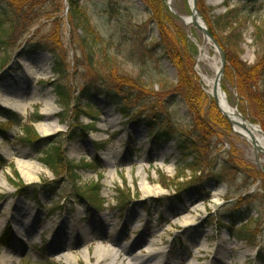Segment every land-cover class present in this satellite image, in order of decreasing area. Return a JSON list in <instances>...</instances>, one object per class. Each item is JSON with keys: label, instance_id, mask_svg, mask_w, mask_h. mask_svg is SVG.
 <instances>
[{"label": "rangeland", "instance_id": "obj_1", "mask_svg": "<svg viewBox=\"0 0 264 264\" xmlns=\"http://www.w3.org/2000/svg\"><path fill=\"white\" fill-rule=\"evenodd\" d=\"M63 1L66 7V1ZM81 3L89 8L93 23L101 34L116 41L115 53L124 73L132 78L143 76L146 80L151 76L157 81L164 77L170 84L179 86L180 76L175 67L164 59L161 51L152 50L160 32L156 25L150 24V14L143 1L81 0ZM205 5L207 9H213L210 16H226L232 11L228 17L230 24L222 26L224 30L219 31L221 39L231 50L227 48L226 52L223 49L226 58L227 55L234 59L238 57L248 67L262 66L264 1L254 5V9H250L253 5L249 6L247 0H205ZM172 7L183 17L192 15L190 0H172ZM62 15L67 16L64 11ZM177 25L184 32L186 43L183 40V46L192 54L195 76L189 95L208 126L204 131L208 147L215 137L212 147L218 148L217 153L224 159L221 160H230L234 170L240 173L228 172L225 180L218 184L208 181L206 190L211 196L206 201V193L179 192L174 187L166 189L161 183L167 178L173 179L178 171L176 139L171 138L167 142L156 138L150 129L137 128L123 116L111 98L100 93L92 100H84L82 108H79L82 112L78 109L62 110L52 86L56 76L51 54L39 51L19 55L22 52L20 47L34 32L42 37L53 29L44 21L25 40L17 42L10 53L9 66L5 70L0 69V93L5 95L6 101L22 103L25 109L18 112L0 103V124L8 128L4 136L0 131V264H39L47 260L55 264H99L96 250L109 247L116 249L115 255L102 264H134V256L148 250L150 241L154 240L155 251L165 253L171 264L183 259L185 264H264V173L256 165L253 145L235 134L231 125H223L213 97L206 94V86L197 73L199 44H204L203 33L193 26L186 28L181 20H177ZM66 37L69 38L68 28ZM51 42L58 47L62 45ZM64 47L67 50L59 49L69 58V68L74 72L77 64L75 47L70 45L69 39L64 42ZM209 51L212 56L216 54L214 48H209ZM226 68L229 75L223 78L222 88L228 103L264 133V115L240 95L237 75L229 62ZM201 70L209 77L216 76L209 65L202 64ZM92 77L93 71L83 67L71 82L72 89L81 90ZM108 88L112 94L113 90H116L115 94L121 91L118 86L108 85ZM147 92L159 96L162 108L169 97L171 131L191 132L190 125L195 121L184 100L183 89L180 98L171 96L172 91L161 92L159 86L154 94L149 89ZM201 95L200 100L198 97ZM89 102L94 109L85 105ZM48 109L56 113L49 117L45 114ZM7 111L17 115L21 119L20 124L10 127L11 118L5 113ZM42 116L44 119H40ZM45 123L52 127L41 134L38 126ZM85 126L90 128L84 133L82 128ZM27 127H33L40 142L20 141L27 138ZM75 132L74 141L69 140L68 136ZM54 142L64 144L68 159L65 165L71 166L62 167L59 176L40 163ZM260 156L264 162V155ZM18 162L37 163L38 172L33 181L28 183L21 177L16 167ZM87 164L92 167L84 168L83 165ZM223 169L216 170L221 173ZM16 172L29 188L24 193L18 190L20 180ZM161 174L164 178L160 177ZM251 176L257 177H253L254 184L249 186ZM75 179H78L80 191L87 190L92 184H101L100 198L104 206L99 211L86 202H78L76 191L71 186ZM145 184L154 188L159 185L167 193L148 195L143 189ZM127 194L133 202L121 210L119 200ZM244 196L249 197L247 204L254 206V210L250 212L249 219L234 225L228 217L229 205H235L238 198ZM21 207L28 209L24 219L28 221L26 226L22 225L23 217H18ZM193 219L195 226L183 225ZM245 226L255 230L256 244L238 239L228 229L238 230ZM26 231L31 232L33 241L15 237V233ZM109 236L116 237L118 244L111 243Z\"/></svg>", "mask_w": 264, "mask_h": 264}, {"label": "trees", "instance_id": "obj_2", "mask_svg": "<svg viewBox=\"0 0 264 264\" xmlns=\"http://www.w3.org/2000/svg\"><path fill=\"white\" fill-rule=\"evenodd\" d=\"M140 1L145 3L146 11L150 14V24L156 25L160 32L152 50L154 52L156 50L161 51L164 59L169 60L170 64L175 67L180 76L179 86L170 84L169 80L164 77L157 81L155 77L151 76L150 80H146L143 76L132 78L124 73L119 66V56L115 53L117 48L116 41L114 38H107L101 34L93 23L89 8L86 4H82L81 0H67L66 7H64L63 0H0V69L5 70L9 65L10 53L17 42L25 40L34 29L38 28L39 24L47 21L53 29L42 37H39V34L37 35L35 34L37 32H34L28 41L20 47L22 52L19 55H29V53L39 51L51 54L53 59L52 69L56 76L52 86L62 110L69 112L71 109H78V111H81L79 108H82L81 104L84 100H92V97L98 93L103 94V96L107 95L115 105L117 104L119 111L126 119L129 118L133 123L147 127L152 133L156 134V138L166 139L167 142L171 138L176 139L179 159L176 170L178 171L173 179L167 178L161 185L167 189L174 187L179 192H184L185 190L194 193L198 191L200 194L206 193L205 198H207L210 196L206 190L208 181L220 183L225 180L226 173L234 172L239 174L240 171L234 170L230 160L222 161L224 159L220 153H217L218 148L212 147L215 137L209 142L211 144L208 147V139L204 134L208 126L204 123L201 111L195 104L193 105L192 97L189 95V89L192 86L191 81L195 76L193 73L194 63L192 54L188 52L185 45L183 46L184 43L182 41L184 40L185 42V36L183 30L177 25L178 17L169 11L167 0ZM261 1L263 2L264 0H247L249 6L253 5L250 9H254V5L261 3ZM197 7L204 20L209 24L208 28L215 39L219 41L225 51L227 48L230 50L224 40L221 39L219 31L224 30L222 26L230 24L228 17L232 11L230 10L226 16H210L209 12H212L213 9L211 7L207 9L205 0H198ZM245 9L248 8L245 7ZM63 11L67 16H61ZM67 28L69 29V38L66 37ZM67 39H69L70 45L75 47L74 54H76L77 64L74 66L76 68L74 72L69 68V58L62 51V49L67 50L64 47V42ZM51 40L59 46L62 45L60 47L52 45ZM227 61L237 75V89L240 95L249 100L255 108H259L260 113L264 115V63L262 66L248 67L241 63L238 57L234 59L228 55ZM83 67L92 70L93 77L83 85L81 90L72 89L71 82ZM225 72L224 77H227V68ZM108 85L118 86L121 91L115 94L116 90H113L112 94L108 90ZM158 86L161 92L172 91L171 96L176 98H180V91L184 90V100L189 106L190 113H192L191 115L195 121V123L192 122V125H190V133L187 131H171L172 128L169 125V120L171 119L169 97L165 99V105L162 108V105L159 104V96H152L147 92L149 89L154 94V90ZM198 98L201 100L202 95ZM85 105L90 109H94L90 102ZM5 113L11 118L10 127L12 124H20L21 119L17 115L9 111ZM218 113H220L219 110ZM78 116L77 118H79ZM220 119L223 125L230 127L224 116L220 115ZM89 128L90 126H85L82 131L85 133V130ZM0 131L1 135L4 136L8 128L0 124ZM25 132L27 138H22L20 141L30 144L33 141H36V143L41 141L33 127L25 128ZM76 135L77 133L75 132L68 136V139L72 141ZM102 147L99 146V148ZM65 153L64 144L54 142L53 146L48 147V150L44 153L45 156L40 162L48 166L53 173H56V176H59V171L62 170V167H65ZM210 153L214 154V157ZM83 167L87 169L92 166L87 164L83 165ZM218 168H224L223 172L218 173L216 170ZM208 169H210V173H207ZM188 172L191 173L190 176ZM162 176L164 178L163 174L160 177ZM16 177L20 180L18 188H21L24 192L27 188L23 185L17 172ZM253 177L257 176L249 177V186L254 184ZM75 188L78 190L77 196L81 200L87 199L96 208H102L103 201L100 198L101 184H92L84 191H80L78 186H75ZM120 192L123 191L120 190ZM248 198V196H244L238 198V202L235 205L233 203L228 204V210H230L228 217L234 225L238 221L249 219L250 212L254 210V206L247 204ZM131 200L132 198L128 194L123 195L118 203L119 209L123 210L126 208L130 205ZM228 229L238 239L253 245L256 244L255 230L249 228V226L238 230L235 228ZM26 264L29 263L27 262ZM39 264L55 263L46 262Z\"/></svg>", "mask_w": 264, "mask_h": 264}, {"label": "bare ground", "instance_id": "obj_3", "mask_svg": "<svg viewBox=\"0 0 264 264\" xmlns=\"http://www.w3.org/2000/svg\"><path fill=\"white\" fill-rule=\"evenodd\" d=\"M190 4L193 5V0L190 1ZM182 21L184 22V25L186 28L191 29V27L193 26L191 23V18L190 16L187 17H183ZM201 24H203V22L201 21ZM199 31L202 32V30L198 29ZM199 58L197 60V73L199 75H201L202 80L206 86V94H208L211 98L214 96L213 91L215 88V80H216V76L217 73L219 71V69L221 68V62L219 61V53L218 51L215 50L213 42L210 39L204 38V44H199ZM209 48H214V51L216 52V54L214 56H212L210 54ZM202 64H206L209 65L213 68V70L216 72V76H207L205 75V73L202 72L201 70V65ZM50 100V99H49ZM0 103L4 104L5 106H7L8 108H12L16 111H24V106L22 103H18L15 101H6L5 100V95L3 93H0ZM217 104L219 105V108L221 109L222 113L226 114L229 119L231 120V122L233 123V131L235 134L241 136L242 138H244L245 140H248V142L250 143L251 139L254 138L256 144L262 149L264 150V134H262V130L261 128L256 125L254 126L253 124H251L249 122V120H243L238 112L232 108V106L228 103L227 100V94L224 92L222 86L220 85L219 90H218V100H217ZM56 112H54L51 109H48V111L45 112L46 115H48L49 117H52ZM40 119H44V116L40 117ZM52 127V125L49 124H42L38 126V130L41 134H45V132H48V129ZM253 155H254V149H253ZM262 155V154H260ZM259 155V156H260ZM256 157V156H255ZM260 162L263 165L264 162L261 159L260 156ZM37 163L35 164H31V163H25V162H18L17 166L18 170L21 174V177H23V179H25L28 183H30L31 181L34 180V175L38 172V167L36 166ZM1 182V180H0ZM144 191L145 193H147L148 195H163L165 193H167L164 189H162L159 185H157V187H151L149 184H145L144 185ZM22 209V207L20 208ZM27 210L26 208H23L21 210V212H18V217H23V220H21L22 225L26 226V222H28L27 220L24 221L25 217L27 216ZM187 218V217H186ZM185 218V220H186ZM134 218L132 217L131 221ZM182 223V222H181ZM196 222L193 220H187L185 221V224L183 223V225L185 226H195ZM21 229V228H20ZM102 229V228H101ZM24 231V230H23ZM20 239L24 240V241H28V239L31 238V235L29 238L28 237V232L26 231V233L24 232H19V235L17 236ZM108 239H110L109 241L112 243L114 242L115 244H118L116 237L113 236H109L107 237ZM33 238L30 239V241ZM155 244L156 241H150L149 246L150 248L148 250H145L144 253L141 254H136L134 256V264H160V261L163 260L161 262V264H171L168 261V257L165 256V253H162L161 251H155ZM117 246V245H116ZM116 249L113 247H109V249H104V248H98L96 250V255L99 257V264L102 263H107V260L112 259V256L115 255ZM185 256V255H184ZM185 259L183 260H179L177 261V263H173V264H185L184 263ZM190 264V263H187Z\"/></svg>", "mask_w": 264, "mask_h": 264}, {"label": "water", "instance_id": "obj_4", "mask_svg": "<svg viewBox=\"0 0 264 264\" xmlns=\"http://www.w3.org/2000/svg\"><path fill=\"white\" fill-rule=\"evenodd\" d=\"M197 4H198V0H193V5L190 6V10H192V16L190 17L191 20H192L191 23L197 29L202 30L203 35H204V38L210 39L213 42V45L215 47V50L218 51V53L220 55L221 68L219 69V71L217 73L216 80H215V83L216 84H215V88H214V91H213L214 98H215V101H216V104H217V100H218V90H219V87L221 85L222 78H223V76L225 74L224 71H225V68H226V65H227V62L228 61L226 60V53H225V51H223V48H222L221 44H219L218 40H216L214 38V36L212 35L211 31L208 30V27H207L205 21L202 19L201 15H200V12H199V9L197 8ZM177 16L180 19H182V17L180 15L177 14ZM201 21L203 22V24H201ZM218 107H219V105H218ZM219 110H220L221 114L222 115H225V117L228 119L230 125L233 126V123L231 122V120L229 119V117L226 114L222 113V111H221L220 108H219ZM239 116L243 120H245L241 114ZM251 141H252V145H254L255 156L257 157L258 166H260V168L264 172V167L260 165V163H259V157H258V153H263L264 154V150H262L256 144L254 138H252Z\"/></svg>", "mask_w": 264, "mask_h": 264}]
</instances>
